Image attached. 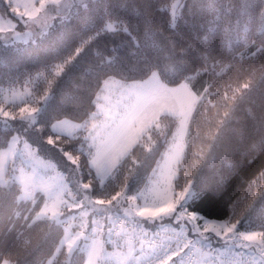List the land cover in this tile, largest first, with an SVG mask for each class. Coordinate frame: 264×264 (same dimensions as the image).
Here are the masks:
<instances>
[{"label":"snow or ice","instance_id":"obj_1","mask_svg":"<svg viewBox=\"0 0 264 264\" xmlns=\"http://www.w3.org/2000/svg\"><path fill=\"white\" fill-rule=\"evenodd\" d=\"M0 24L42 56L0 76V264H264V170L203 209L264 155V0H7Z\"/></svg>","mask_w":264,"mask_h":264},{"label":"trees","instance_id":"obj_2","mask_svg":"<svg viewBox=\"0 0 264 264\" xmlns=\"http://www.w3.org/2000/svg\"><path fill=\"white\" fill-rule=\"evenodd\" d=\"M7 0H4L3 4L0 7H6ZM13 14L11 13V9H8V16L11 17ZM62 36V30L57 29L50 36H46L45 42L49 44H58L60 42ZM111 41V38H106ZM101 48L110 47L111 44L105 45L102 43ZM17 49H20L19 51ZM42 58L40 49L31 45V43H27L24 46H9L4 47L0 45V76L4 75H12L15 76L17 74H26L29 71L35 73V66L39 64L40 59ZM83 69H78L77 71H82ZM245 78H241L240 80H236L235 73L232 75L233 87H239L245 82ZM3 87H7V85H3ZM5 93L0 92V103L5 102ZM214 131V129H213ZM229 165L235 163L234 160H229L227 162ZM217 168L224 174L229 172L228 167H221L219 162H217ZM264 170V155L258 156L257 159L251 163H245L242 170L238 172L230 182L228 187V191L225 196L220 200V202L216 205H204L203 209L209 213H217L225 214L228 211L227 202L229 200H235L237 197H241L244 195V189L247 187L246 181L255 179L259 172ZM191 175V171L189 172ZM218 175H213L211 172L205 177L209 181H214L218 178ZM255 191V189H254ZM239 210V209H238Z\"/></svg>","mask_w":264,"mask_h":264},{"label":"rangeland","instance_id":"obj_3","mask_svg":"<svg viewBox=\"0 0 264 264\" xmlns=\"http://www.w3.org/2000/svg\"><path fill=\"white\" fill-rule=\"evenodd\" d=\"M17 2L20 3L21 5H23L24 3L27 2V0H17ZM20 11H24V8L21 7V8H20ZM13 15H14V14H13ZM5 18H9V17H5ZM13 22H15V20H14ZM0 27H4V28H6L7 25H6V24H0ZM18 27H19V25H18ZM0 36H3V33H0ZM27 43H30V41L28 40V38H25L24 40L19 41V42H18L16 45H14V46L21 47V46H24V45L27 44ZM5 96H7V99H8V100L11 99L10 94L5 93ZM4 99H5V98H4ZM5 102H7L6 99H5ZM180 102H181V101H180L179 98H177V99L174 101V103H175L177 106H179Z\"/></svg>","mask_w":264,"mask_h":264},{"label":"built area","instance_id":"obj_4","mask_svg":"<svg viewBox=\"0 0 264 264\" xmlns=\"http://www.w3.org/2000/svg\"><path fill=\"white\" fill-rule=\"evenodd\" d=\"M244 259H247V256H245Z\"/></svg>","mask_w":264,"mask_h":264}]
</instances>
